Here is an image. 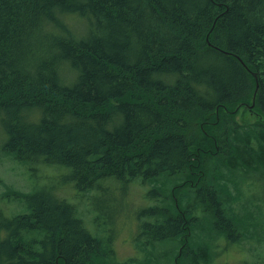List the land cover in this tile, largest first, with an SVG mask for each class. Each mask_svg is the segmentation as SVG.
I'll use <instances>...</instances> for the list:
<instances>
[{
	"label": "trees",
	"instance_id": "obj_1",
	"mask_svg": "<svg viewBox=\"0 0 264 264\" xmlns=\"http://www.w3.org/2000/svg\"><path fill=\"white\" fill-rule=\"evenodd\" d=\"M0 133L13 161L67 167L79 190L140 178L190 192L179 178L195 169L227 234L231 174L264 167V0H0ZM56 189L0 210V264H135ZM179 200L144 225L153 241L190 235Z\"/></svg>",
	"mask_w": 264,
	"mask_h": 264
},
{
	"label": "rangeland",
	"instance_id": "obj_2",
	"mask_svg": "<svg viewBox=\"0 0 264 264\" xmlns=\"http://www.w3.org/2000/svg\"><path fill=\"white\" fill-rule=\"evenodd\" d=\"M244 108H235L238 122L263 121ZM260 167L231 174L233 198L230 205L224 206L232 212L225 214L222 226L228 233L222 234L215 225L217 217L207 204L217 197L212 194L205 198L206 190H203L212 187L213 179L209 176L203 179L195 169L181 176L180 184L177 183L186 181L185 187L192 186L190 192L185 188L177 192L162 182L140 178L128 182L109 179L103 182L104 187L95 185L92 189L79 190L66 180L69 168L15 162L3 153L0 145V210L8 218L27 213L25 205L13 197L41 193L44 188L54 186L56 194L75 205L91 233L106 249L114 251L121 263L134 260L135 264H264V167ZM154 188L161 190V194L153 191ZM179 199L191 205V214L184 219L190 235L153 241L144 233V225L163 222L164 213L172 205L179 206ZM148 208L160 210L157 216L148 215L145 213ZM181 248L185 253H181L182 262L180 259L178 263L175 259Z\"/></svg>",
	"mask_w": 264,
	"mask_h": 264
},
{
	"label": "water",
	"instance_id": "obj_3",
	"mask_svg": "<svg viewBox=\"0 0 264 264\" xmlns=\"http://www.w3.org/2000/svg\"><path fill=\"white\" fill-rule=\"evenodd\" d=\"M257 79H258V78H257ZM259 86H260V85H259V82L257 81V89H256V91H255V93H254V96H253V104H252V106H246L248 109L254 107V105H255V101H256V98H257V94H258L259 89H260Z\"/></svg>",
	"mask_w": 264,
	"mask_h": 264
},
{
	"label": "bare ground",
	"instance_id": "obj_4",
	"mask_svg": "<svg viewBox=\"0 0 264 264\" xmlns=\"http://www.w3.org/2000/svg\"><path fill=\"white\" fill-rule=\"evenodd\" d=\"M188 58V57H187ZM227 158V157H226ZM258 161V160H257Z\"/></svg>",
	"mask_w": 264,
	"mask_h": 264
}]
</instances>
